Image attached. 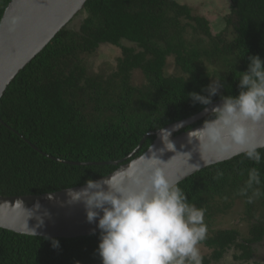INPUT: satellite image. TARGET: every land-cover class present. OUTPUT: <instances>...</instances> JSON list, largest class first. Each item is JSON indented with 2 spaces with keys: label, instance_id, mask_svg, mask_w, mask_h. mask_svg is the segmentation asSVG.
I'll return each mask as SVG.
<instances>
[{
  "label": "trees",
  "instance_id": "trees-1",
  "mask_svg": "<svg viewBox=\"0 0 264 264\" xmlns=\"http://www.w3.org/2000/svg\"><path fill=\"white\" fill-rule=\"evenodd\" d=\"M11 0H0V22ZM232 15L213 33L210 22L178 0H87L84 8L15 77L0 101V194H45L85 185L118 166L70 162H113L129 156L144 135L192 117L207 106L193 103L211 79L224 85L221 95H238V77L248 57L264 59V0H228ZM81 19V20H80ZM80 20V21H79ZM196 28L206 38L194 40ZM194 30L190 43L185 33ZM102 45L120 50L115 70L90 76L87 58ZM172 59L176 74L168 73ZM219 62L220 68L216 65ZM144 81L135 84L134 74ZM206 94V93H204ZM210 115L184 128L204 123ZM180 131V132H182ZM149 136L138 153L153 143ZM256 163L244 154L204 168L178 183L188 202L204 211L209 248L202 264H218L232 247L235 260L251 264V243L264 240V195L251 203L239 190L248 171L258 169L264 193V148ZM56 158V159H55ZM222 173L219 178L217 173ZM251 195V192H249ZM244 203L248 237L238 229H213L211 223ZM0 228V264H101L99 233L55 238Z\"/></svg>",
  "mask_w": 264,
  "mask_h": 264
},
{
  "label": "clouds",
  "instance_id": "clouds-1",
  "mask_svg": "<svg viewBox=\"0 0 264 264\" xmlns=\"http://www.w3.org/2000/svg\"><path fill=\"white\" fill-rule=\"evenodd\" d=\"M19 21L20 17L10 18L8 31L14 32ZM248 60L247 70L238 77L239 94L221 95L222 103L210 109V118L201 128L192 130L197 133L194 137L199 140L201 153L215 152L219 157L243 153L256 163L261 161L259 149L264 148V141L256 139L250 124L264 122V59L254 54ZM223 86L221 79H211L201 92L192 91L188 96L193 103L208 106ZM164 132L168 131L161 129L165 143ZM166 148L175 150L172 142ZM150 152L134 170L127 166L119 170V179H113L115 173L96 180L89 178L79 191H69L74 202L83 203L87 221L99 229L96 252L101 264H202L198 245L207 237L204 211L188 202L178 184L165 176L157 153ZM203 161L205 165L212 163ZM221 175L218 172L214 178ZM260 184L258 169L251 168L239 194L251 203L264 195L255 187ZM51 242L53 248L60 247L58 239L51 238ZM262 242L250 246L254 250ZM236 254L238 250L233 253L234 259Z\"/></svg>",
  "mask_w": 264,
  "mask_h": 264
},
{
  "label": "water",
  "instance_id": "water-1",
  "mask_svg": "<svg viewBox=\"0 0 264 264\" xmlns=\"http://www.w3.org/2000/svg\"><path fill=\"white\" fill-rule=\"evenodd\" d=\"M86 2L87 0H11L9 2L0 22V101L20 71L79 14ZM12 17H20V21L15 31L9 32L7 22ZM221 103L222 99L208 105V112H205L204 108L192 117L161 128L170 133V135L168 132L163 133L165 143L161 129L145 134L138 147L119 161L64 162L74 165L114 164L118 168L104 177L115 173L113 179H119L122 174L119 170L126 166L129 170H134L145 160V154L151 155L152 150L157 153L160 159L159 166L167 179L173 184H178L204 168L238 156L225 154L219 157L215 152L201 153L199 140L194 137L197 133L192 130L201 128L203 123L182 131L210 115V109ZM250 127L254 128L256 139L264 141V122L250 124ZM151 135H154L155 139L150 147L140 156L124 163L126 159L138 153ZM168 135L170 142L175 146L174 151L166 148L170 144L167 140ZM232 151H235V147ZM203 159L211 160L212 163L205 165ZM84 186L45 194L19 196L0 194V228L47 238H75L99 233L96 224L87 221L83 203L74 202L69 194L70 190L79 191ZM93 229H96L95 233ZM33 231L36 235L32 234Z\"/></svg>",
  "mask_w": 264,
  "mask_h": 264
},
{
  "label": "rangeland",
  "instance_id": "rangeland-1",
  "mask_svg": "<svg viewBox=\"0 0 264 264\" xmlns=\"http://www.w3.org/2000/svg\"><path fill=\"white\" fill-rule=\"evenodd\" d=\"M182 4H188L193 9L195 15L202 16L209 20L210 27L213 33H218L226 28V18L232 15L230 3L228 0H178ZM81 20V19H80ZM79 20V21H80ZM197 35L194 39H201L200 44L206 45V38L200 29L196 28ZM194 35V30L185 33L184 38L190 43V39ZM207 46V45H206ZM120 56V50L115 46L102 45L95 54L87 58L88 63L91 65L89 68V75H100L104 76L112 73L117 66V58ZM220 62V61H219ZM219 62L216 65L220 68ZM175 64L172 59L168 61V73L176 74ZM134 83L142 84L144 77L141 72H136L134 74ZM244 203L243 201H237L233 209L226 215H221L217 217L212 223L211 227L215 230L217 229H238L241 234V239L248 237L249 226L243 215ZM246 221V222H245ZM201 255L210 256L212 251L206 246L198 245ZM255 255L254 260L256 264L260 261L264 262V243L254 247ZM237 253V250L232 248L224 259L218 262V264H240L239 261L234 259L233 253ZM233 256V257H232Z\"/></svg>",
  "mask_w": 264,
  "mask_h": 264
},
{
  "label": "flooded vegetation",
  "instance_id": "flooded-vegetation-1",
  "mask_svg": "<svg viewBox=\"0 0 264 264\" xmlns=\"http://www.w3.org/2000/svg\"><path fill=\"white\" fill-rule=\"evenodd\" d=\"M262 243H264V241H263ZM254 255H255V250H254V252H253V257H252V260H251V262H252L253 264L256 263V261L254 260V259H255V258H254ZM259 264H264V262H263V261H260Z\"/></svg>",
  "mask_w": 264,
  "mask_h": 264
}]
</instances>
